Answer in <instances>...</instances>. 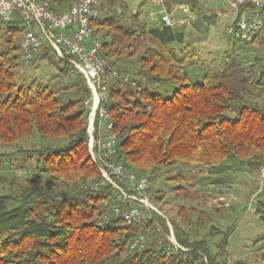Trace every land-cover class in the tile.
<instances>
[{
    "label": "trees",
    "instance_id": "obj_1",
    "mask_svg": "<svg viewBox=\"0 0 264 264\" xmlns=\"http://www.w3.org/2000/svg\"><path fill=\"white\" fill-rule=\"evenodd\" d=\"M59 1L63 7L69 2ZM101 1L111 11L93 23L102 55L118 60L134 81L110 84L105 105L118 160L127 169L151 182H173L182 180L179 171L170 175L177 167L205 171L231 159L264 162V111L258 104L264 98V54L247 67L229 55L211 66L198 59L196 48L184 46L177 54L154 36L138 19L140 10L126 19V5L116 14L115 0ZM23 31L18 19L0 24V169L24 171L12 180L0 176L11 187L0 194V264H205L203 257L207 264H224L217 256L224 255L226 237L220 253L211 255L206 236L216 232L211 214L201 209L185 212L182 225L168 220L187 252L166 257L160 250L128 251L139 234L152 244L164 239L166 223L156 215L131 226L110 214L103 220L104 202L114 204L117 196L100 185L88 155L84 81L76 76L62 83L67 66L48 48L24 64ZM44 63L56 69L47 82L32 76ZM255 212L264 226V205L258 203ZM191 223L209 229L207 235L190 239Z\"/></svg>",
    "mask_w": 264,
    "mask_h": 264
},
{
    "label": "built area",
    "instance_id": "obj_2",
    "mask_svg": "<svg viewBox=\"0 0 264 264\" xmlns=\"http://www.w3.org/2000/svg\"><path fill=\"white\" fill-rule=\"evenodd\" d=\"M112 10L120 14L124 0H115ZM204 2V0H199ZM234 13V20L226 33L235 41L253 43L264 29V0H216ZM165 0H146L156 8H163ZM187 20L194 18L188 6L183 8ZM110 8L101 0H69L66 7L59 0H0V24L14 19L24 26L19 43V53L28 65L44 48L67 66L61 78L66 83L81 76L86 87L82 106L86 110L87 151L91 162L97 167L100 185L109 187L117 196L116 202L105 201L103 220L113 215L126 225L145 223L158 210L149 200L152 191L147 174L127 169L118 160V138L113 122L105 108L109 100V86L114 82L131 83L129 73L122 71L120 62L102 55L99 38L95 35L93 23L109 14ZM160 20L166 27H173L174 20L166 11L160 13ZM264 111V98L258 101ZM258 180L264 186V162L258 168ZM255 213V209L252 210ZM167 236L152 244L145 234L137 235L128 246L132 254L153 249L166 257H177L188 251L175 239L172 227L165 220ZM207 264L206 260L203 259Z\"/></svg>",
    "mask_w": 264,
    "mask_h": 264
},
{
    "label": "rangeland",
    "instance_id": "obj_3",
    "mask_svg": "<svg viewBox=\"0 0 264 264\" xmlns=\"http://www.w3.org/2000/svg\"><path fill=\"white\" fill-rule=\"evenodd\" d=\"M124 5L128 10L125 14L126 19L140 10L141 15L138 19L146 22L154 36L167 43L174 51L182 50L184 46L196 48L198 59L211 66L218 67L223 63L224 56L229 55L230 60L247 67L253 62L255 56L264 54V29L257 43L235 41L226 33L234 20V13L216 0H206L201 13H194V19L172 28L161 26L160 13L157 14L159 9L146 3V0H124ZM169 40L172 41V45L168 44ZM55 70L54 66L44 63L32 70V76L47 82L55 74ZM23 172L19 169H0V176L12 180V174L20 177ZM244 172L245 181L240 191L231 192L228 189L221 192L216 191V188L210 190L205 187L203 169L177 167L170 175L177 173L182 180L171 182L158 178L151 182L154 190L152 189L148 197L164 221L172 219L181 224L185 212L189 210L191 212V209H201L211 214V224L216 234L211 237L206 236L209 229L196 230L191 223L189 237L190 239L201 238L205 235L209 240L211 255L220 253L219 246L223 245V239L226 237L224 255L217 256V259L224 261V264H264V239H262L264 226L257 213L252 212L258 203L264 205V186H261L258 180V173L255 180L254 165L245 167ZM7 182L0 183V194L11 191ZM186 216L194 221V215L191 213Z\"/></svg>",
    "mask_w": 264,
    "mask_h": 264
},
{
    "label": "crops",
    "instance_id": "obj_4",
    "mask_svg": "<svg viewBox=\"0 0 264 264\" xmlns=\"http://www.w3.org/2000/svg\"><path fill=\"white\" fill-rule=\"evenodd\" d=\"M206 0L204 2H200L199 0H165L163 8H158V13H162V11H166L170 14L171 18L174 20V25H183L185 21H187V14L183 11V8L186 6L189 7L192 14L194 15L195 12L201 13V9L205 6ZM192 8H196V11H192ZM156 9V8H154ZM185 15V18H183ZM194 19V18H193ZM160 20V19H159ZM161 26L166 27L161 22ZM172 28V27H168ZM167 42V41H166ZM169 45H172V41L169 40ZM177 54H181L182 50L175 51ZM238 161L231 159L219 166L214 168L206 169L204 173V180L205 187L209 188H216V191H225L230 189L231 192L233 191H240L241 185H244L243 182L245 181V167H249L254 165L255 170V180L257 179V173L259 168V163L253 164H241Z\"/></svg>",
    "mask_w": 264,
    "mask_h": 264
}]
</instances>
